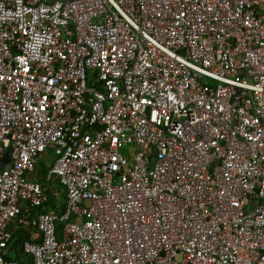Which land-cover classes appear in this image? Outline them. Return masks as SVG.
Here are the masks:
<instances>
[{"label": "built area", "instance_id": "obj_1", "mask_svg": "<svg viewBox=\"0 0 264 264\" xmlns=\"http://www.w3.org/2000/svg\"><path fill=\"white\" fill-rule=\"evenodd\" d=\"M16 228L32 264H264V0H0V264Z\"/></svg>", "mask_w": 264, "mask_h": 264}, {"label": "trees", "instance_id": "obj_2", "mask_svg": "<svg viewBox=\"0 0 264 264\" xmlns=\"http://www.w3.org/2000/svg\"><path fill=\"white\" fill-rule=\"evenodd\" d=\"M49 166V165H48ZM47 166V167H48ZM46 168L44 170L39 171V174H44L46 171ZM38 169V166H37ZM43 187L46 188L45 195H46V202L43 204V206L38 207L33 211V213H41V212H52L56 214H60L63 211V194L58 191V197L54 198L52 195L50 189L51 188H59L56 181L52 182H42ZM56 188V189H57ZM61 224H56V229L59 230ZM30 239L29 233L24 231L22 228H16L12 231V240H14V243L12 247L10 248L8 254L6 255V259L8 260H15L18 262V264H32V258L31 256L27 255L23 251V243L25 241H28Z\"/></svg>", "mask_w": 264, "mask_h": 264}, {"label": "rangeland", "instance_id": "obj_3", "mask_svg": "<svg viewBox=\"0 0 264 264\" xmlns=\"http://www.w3.org/2000/svg\"><path fill=\"white\" fill-rule=\"evenodd\" d=\"M52 159H53V157L50 154V152L46 151V152L42 153L40 156L41 162H39V164H38V170L39 171L44 170V168H46L52 162Z\"/></svg>", "mask_w": 264, "mask_h": 264}, {"label": "water", "instance_id": "obj_4", "mask_svg": "<svg viewBox=\"0 0 264 264\" xmlns=\"http://www.w3.org/2000/svg\"><path fill=\"white\" fill-rule=\"evenodd\" d=\"M2 161L5 162V163L8 162V157H7V155H4V157L2 158ZM13 243H14V240H12V242H11V246L13 245Z\"/></svg>", "mask_w": 264, "mask_h": 264}, {"label": "crops", "instance_id": "obj_5", "mask_svg": "<svg viewBox=\"0 0 264 264\" xmlns=\"http://www.w3.org/2000/svg\"><path fill=\"white\" fill-rule=\"evenodd\" d=\"M48 151L53 152V150H48ZM29 236H30V234H29ZM30 239H31V236H30ZM30 239H29V240H30Z\"/></svg>", "mask_w": 264, "mask_h": 264}]
</instances>
